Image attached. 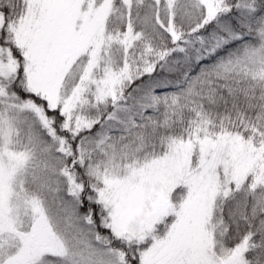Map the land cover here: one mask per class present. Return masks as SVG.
Listing matches in <instances>:
<instances>
[{"label":"snow or ice","instance_id":"6c2138e0","mask_svg":"<svg viewBox=\"0 0 264 264\" xmlns=\"http://www.w3.org/2000/svg\"><path fill=\"white\" fill-rule=\"evenodd\" d=\"M0 264H264V0H0Z\"/></svg>","mask_w":264,"mask_h":264}]
</instances>
